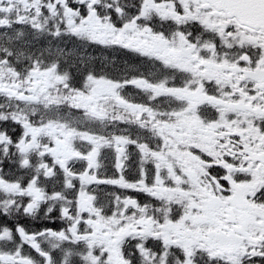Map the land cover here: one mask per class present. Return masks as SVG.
Instances as JSON below:
<instances>
[{
    "label": "flooded vegetation",
    "instance_id": "flooded-vegetation-1",
    "mask_svg": "<svg viewBox=\"0 0 264 264\" xmlns=\"http://www.w3.org/2000/svg\"><path fill=\"white\" fill-rule=\"evenodd\" d=\"M183 4L203 11L202 36H207V29L224 35L219 39L226 48H218L214 39L166 45L172 67L167 87L153 82L159 65L140 62L141 94L151 91L153 113L164 107L171 129L168 136L137 135L136 153L130 159L134 138L125 141V162L119 171L135 175L133 188L138 191H199L203 197L192 214L194 205L187 194L182 214H174L172 206L167 224H159V229H169L162 234L167 243L174 240L173 250L184 252L181 261L160 254L151 264H264V32L239 27L203 0ZM186 10L184 16H195ZM143 44L139 40L137 49L154 51ZM159 45L160 41L155 53ZM236 189L244 190L245 200L232 198ZM137 201L144 213L146 205L141 197ZM139 225L144 230L138 235H143V218Z\"/></svg>",
    "mask_w": 264,
    "mask_h": 264
},
{
    "label": "rangeland",
    "instance_id": "rangeland-1",
    "mask_svg": "<svg viewBox=\"0 0 264 264\" xmlns=\"http://www.w3.org/2000/svg\"><path fill=\"white\" fill-rule=\"evenodd\" d=\"M16 2L18 3L17 10L19 13L29 10L34 0H16ZM67 10L66 8L65 11L67 12ZM165 13L168 15L171 14V12L163 10L162 15L165 16ZM72 15L74 18H78L79 23L66 30L67 37L46 38L45 35L43 34L42 36L41 33L39 37H37L30 32L23 36V33H19L23 23L18 22L14 24L12 35L22 47L26 48L28 53H35L37 56L43 53V55H48L47 57L41 58L43 62L55 59L63 66L54 64L52 67L30 70V73L21 80L16 79L13 70L5 75L0 73V102L5 104L0 105V127L2 125H8L11 120L16 122V126L13 127L14 140L9 139V137L7 138L6 132L0 128V159H3L8 152L14 153L15 158L11 159L10 162L15 163L17 166L16 168L18 170L21 169L24 173L29 168L28 164L30 160L41 161L36 168L32 169V175L28 177V180L31 182L29 186H31L33 184L35 185L36 182L40 180L42 172L47 168V166L45 167V163L47 162H42L47 157L52 155L54 160H57L59 163L62 162V165L67 153L72 152L74 158H76L79 152H84L81 160H75L80 166L84 167V172H82L79 180L85 183L84 186L86 190L82 189L83 191L79 192V198L83 201L79 210L82 214H86L87 217L83 219V223L78 225L79 221H77L74 226L69 228L68 232H74L75 234L80 233L82 224L87 226L86 220H92L90 221V224L92 223V232L97 231L98 226H102L100 224L102 223V219L96 213L91 203V201L94 200L88 196V194L94 190L90 187L98 182L106 181L112 183L114 180L112 176L108 178L107 175L109 172L105 167L108 163V159L110 163L113 162V168L115 166L114 169H119V162L121 160L119 158V149L122 138H113V140L106 142L103 137L105 132L104 125L109 118L110 121L113 122L111 125L117 126L118 124L115 123L116 118H111L112 116H110L109 109L123 106V108H129L128 110L134 111L136 106L134 104L131 105L129 100H121L119 90L122 89L124 84H117L113 79H107L105 76L109 74V70L103 74V76H96L94 73L87 74L89 76L85 81L91 88V91L88 93L79 89L71 90L65 85L67 80L65 75L66 66L62 63V58H65L66 61L76 66L74 68L75 74L82 82L86 74L85 68L87 67V63L92 62L97 57L101 58L103 61H108L111 55L106 49L112 37L110 35L112 32L111 29L99 27L96 23L90 22V19L87 17L80 18V16L75 13H72ZM70 19H72V17H70ZM20 20L22 19L20 18L19 21ZM139 35L140 33L126 32V37L129 39H135V37ZM123 37V33L120 38L114 36L112 40L115 41L109 44L113 45L117 40H121ZM166 45L167 44L164 42L160 43L158 51L160 58L165 62L169 60V53L168 49H166ZM149 47L155 50L156 44H150ZM95 50L100 51V53L95 54ZM154 56L155 53L153 58ZM74 59H77V61H74ZM110 65L112 66V64ZM106 67H109V65ZM108 69L112 70L113 68ZM14 70L21 71L22 65L16 67ZM15 75L19 76L20 74L16 72ZM46 96L51 100L49 98L46 100ZM63 97L69 98L71 102L76 103V105L74 104L75 107H78V110L81 111L82 114L77 116L72 113H67L61 100ZM9 105L11 107L14 106L16 111L7 112L3 110L6 109V106L8 108ZM43 113L50 114L51 119L46 120L41 117L40 114ZM25 117H27L26 120H24ZM149 123L150 122H147V124ZM17 125L18 127L22 125V128H18ZM118 125L125 126L120 129L123 132L122 135L129 131L131 133H138L139 130L138 126L132 128L125 124ZM162 127L164 130L167 127L171 129L169 125L166 127L165 124H163ZM7 128L9 129V127ZM124 130H127V132ZM109 134L113 133L109 131ZM39 135L46 136V138L52 142V145L40 146L36 141ZM12 141L14 147H11L13 146ZM78 146L81 148H77ZM33 152H36L38 158H31ZM24 166L26 169H23ZM112 170L113 169H110V171ZM87 174L89 176L88 182L85 180ZM56 175L55 172L49 169L47 179L53 181ZM70 177L73 176H68L65 182L67 188L72 186ZM23 182L25 181L17 179L4 180L0 172V185H4L1 186L3 190L0 189V192H4L10 197H12V193L16 192L23 194ZM87 183L90 185L87 186ZM27 192L34 198L37 197V195L39 196L35 186L29 188ZM94 193L98 196L102 195L98 191ZM49 196L50 199L47 201L50 202L49 209L54 210L59 204V210L69 215V213H67L68 210L71 209L69 203L62 202L57 195L52 193H50ZM131 198L135 197L130 196L127 199L129 200ZM30 207H35V203L32 202V206L29 205L28 208ZM111 233L112 235H117V233ZM9 238H11L9 233H0V240ZM99 239V241L103 242L106 246H108L107 242L111 244L108 250L107 262L108 264H114V261L119 256V254L117 252L115 253L112 249V246L116 244L111 243L112 240L110 236H107L106 239L99 237ZM13 251L6 252L0 250V254H4V257L0 259V264L14 263V258L19 252L13 253Z\"/></svg>",
    "mask_w": 264,
    "mask_h": 264
},
{
    "label": "water",
    "instance_id": "water-1",
    "mask_svg": "<svg viewBox=\"0 0 264 264\" xmlns=\"http://www.w3.org/2000/svg\"><path fill=\"white\" fill-rule=\"evenodd\" d=\"M229 15L253 26H264V0H209ZM118 264H122L118 262Z\"/></svg>",
    "mask_w": 264,
    "mask_h": 264
},
{
    "label": "trees",
    "instance_id": "trees-1",
    "mask_svg": "<svg viewBox=\"0 0 264 264\" xmlns=\"http://www.w3.org/2000/svg\"><path fill=\"white\" fill-rule=\"evenodd\" d=\"M36 7V11L38 12V6L36 5L35 6ZM47 9L45 8V9H43V11H46ZM36 15V13H35V11H32L30 14H29V16L30 17H34ZM40 17H41V14H40V16H39V19H40ZM55 33H56V28H55V24L53 23V22H51V24H50V26H49V28H48V33H47V35H49V36H51V37H55ZM6 47H8V48H10V49H15V50H19V54H25L23 51L24 50H22V46H20V45H18V44H16V42H9V41H7V44L5 45ZM28 53V52H27ZM0 57H3V58H8L7 57V55L5 54V53H0ZM32 60H34V61H38V60H40V57H38L37 55H34V54H32ZM20 63H21V61H20ZM70 67V66H69ZM68 67V70H71L70 68ZM18 127V126H17ZM17 167V166H16ZM15 167V168H16ZM13 169L12 171H13V173H14V175H16V174H20L21 172H22V170L21 169ZM12 215V214H11ZM12 217L13 218H15V216L14 215H12ZM16 219V221H20L21 220V218H15ZM10 222H11V220H10ZM9 221H8V219H7V215H5V216H3L2 214H1V212H0V224H7V223H10ZM11 228H13L14 229V227L13 226H11ZM79 257H80V254H78V257H77V261L79 260Z\"/></svg>",
    "mask_w": 264,
    "mask_h": 264
}]
</instances>
